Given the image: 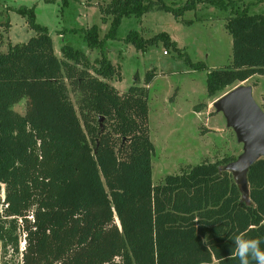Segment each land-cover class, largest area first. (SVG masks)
<instances>
[{
  "label": "trees",
  "instance_id": "obj_1",
  "mask_svg": "<svg viewBox=\"0 0 264 264\" xmlns=\"http://www.w3.org/2000/svg\"><path fill=\"white\" fill-rule=\"evenodd\" d=\"M203 2L229 14L224 28L232 53L221 69L192 61L168 32L145 38L132 30L125 42L138 50L158 42L172 48L191 70H206L212 98L264 76V13L251 14L235 0H185L176 7L165 0H109L99 7L102 21H110L105 38L116 36L123 18L154 9L182 18ZM17 11L36 33L0 49L1 264H239L231 254L236 236L264 241V157L247 174L249 203L225 169L234 157L189 164L155 184L148 120L155 70L144 85L136 75L120 91L108 82L120 71L98 28L82 29L87 46L100 49L91 65L83 50L67 44L57 55L35 10ZM22 99L25 110L16 111ZM259 107L264 110V98Z\"/></svg>",
  "mask_w": 264,
  "mask_h": 264
},
{
  "label": "rangeland",
  "instance_id": "obj_2",
  "mask_svg": "<svg viewBox=\"0 0 264 264\" xmlns=\"http://www.w3.org/2000/svg\"><path fill=\"white\" fill-rule=\"evenodd\" d=\"M165 1L176 7L185 0ZM67 2L63 5V0H0V30L4 38L0 46L7 50L9 42H24L35 35V29L28 27L26 17L17 11L25 6L33 8L36 22L49 30L54 51L59 56L62 55V46L67 44L83 50L89 64L97 65L100 49L87 46L82 29H90L91 26L98 28V36L103 40L108 58L120 71L119 76H114L108 82L120 91H126L134 84L136 75L139 77L136 83L144 85L145 75L154 69L157 75L149 84L148 120L150 139L155 147L151 156L155 184L164 180L167 174L180 172L189 164L207 160L215 162L223 157L236 158L242 153L243 145L237 143L235 134L225 125L223 115L213 108V102L230 88H226L217 98L208 97L206 70H191L183 57L172 48L167 51L161 42L148 46L146 50H138L125 42L132 30L145 38L158 32H168L192 61L205 62L210 70L221 69L229 62L232 53V38L224 28L228 12L219 11L205 2L197 4L195 10L186 11L182 18L175 17L167 10L154 9L141 18H123L116 36L105 38L110 32V21H102L99 7L105 6L109 0ZM235 2L241 7H248L251 14L264 13V0ZM188 19L192 21L185 22ZM242 83L253 88L254 99L260 106L264 98V76H254ZM77 98L76 94H71L76 105ZM200 102H207V106L201 112H195L193 106ZM15 109L24 112L23 99L15 104ZM241 200L250 202L245 196ZM23 243L22 238L21 247ZM210 264L218 263L213 260Z\"/></svg>",
  "mask_w": 264,
  "mask_h": 264
},
{
  "label": "water",
  "instance_id": "obj_3",
  "mask_svg": "<svg viewBox=\"0 0 264 264\" xmlns=\"http://www.w3.org/2000/svg\"><path fill=\"white\" fill-rule=\"evenodd\" d=\"M216 113L223 115L225 125L235 134L242 153L225 169L233 176L242 196L248 194L247 174L251 166L264 157V110L253 96V88L241 83L213 102Z\"/></svg>",
  "mask_w": 264,
  "mask_h": 264
},
{
  "label": "clouds",
  "instance_id": "obj_4",
  "mask_svg": "<svg viewBox=\"0 0 264 264\" xmlns=\"http://www.w3.org/2000/svg\"><path fill=\"white\" fill-rule=\"evenodd\" d=\"M260 239H246L238 235L233 240L231 254L239 260V264H264V249Z\"/></svg>",
  "mask_w": 264,
  "mask_h": 264
},
{
  "label": "crops",
  "instance_id": "obj_5",
  "mask_svg": "<svg viewBox=\"0 0 264 264\" xmlns=\"http://www.w3.org/2000/svg\"><path fill=\"white\" fill-rule=\"evenodd\" d=\"M3 39H4V38H3ZM0 49H2V50H3V47H1V46H0ZM247 81H248V80H247ZM253 95H254V93H253Z\"/></svg>",
  "mask_w": 264,
  "mask_h": 264
},
{
  "label": "built area",
  "instance_id": "obj_6",
  "mask_svg": "<svg viewBox=\"0 0 264 264\" xmlns=\"http://www.w3.org/2000/svg\"><path fill=\"white\" fill-rule=\"evenodd\" d=\"M166 53V52H165ZM24 243H25V241H24ZM24 243L22 244V247L24 246Z\"/></svg>",
  "mask_w": 264,
  "mask_h": 264
}]
</instances>
